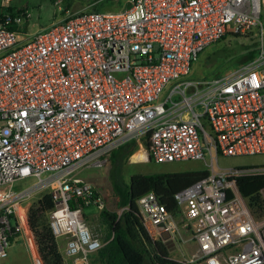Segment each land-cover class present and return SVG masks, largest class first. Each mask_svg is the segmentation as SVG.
I'll return each mask as SVG.
<instances>
[{
    "label": "built area",
    "instance_id": "2783aa9c",
    "mask_svg": "<svg viewBox=\"0 0 264 264\" xmlns=\"http://www.w3.org/2000/svg\"><path fill=\"white\" fill-rule=\"evenodd\" d=\"M10 1L0 3V259L22 232L33 236L27 202L48 192L63 264H91L105 241L78 203L102 209L104 199L74 173L145 140V158L202 159L209 170L173 194L177 214L153 191L138 198L149 236L193 241L185 263L264 264V213L251 212L236 183L263 172L217 164L219 155L264 153V0H127L118 10L67 12L33 31L29 8ZM249 31L260 40L253 59L185 78L207 46ZM27 177L30 186L13 188ZM259 194L264 204V187Z\"/></svg>",
    "mask_w": 264,
    "mask_h": 264
},
{
    "label": "trees",
    "instance_id": "16d2710c",
    "mask_svg": "<svg viewBox=\"0 0 264 264\" xmlns=\"http://www.w3.org/2000/svg\"><path fill=\"white\" fill-rule=\"evenodd\" d=\"M257 52L256 46H251L242 53L237 54L235 58L232 57L233 59L228 60L232 61L233 64L245 63L253 59ZM219 56L226 57L228 55L221 52ZM226 67L227 65L223 60L218 61L211 76L222 75L223 69ZM209 78L211 77L209 76ZM145 146L148 149V141H145ZM137 147V142L131 140L114 149L108 158L110 161L117 158L121 162L137 150ZM208 174L209 170L206 168L162 174L135 173L130 175L127 184L115 185L114 204L116 208H124L120 214L113 210L108 211L106 208L101 210L103 222L108 230L104 236L105 243L90 255L91 264H192L172 258L167 243L160 239H152L149 236L142 224L137 200L143 194L153 191L168 210L177 214L178 208L173 194L177 190L205 178ZM236 183L251 212L256 217L261 216L264 213V204L259 190L264 187V172L238 175ZM77 202L79 201H70V206H75ZM78 204H81L84 208L86 207L81 202ZM52 207L51 194L45 192L35 201H32L27 208V220L38 252L28 232L30 237L29 244L32 248L33 256L39 264H63L57 241L48 225L47 211ZM24 211L25 207L19 209L22 218ZM111 234H113L112 238L109 239Z\"/></svg>",
    "mask_w": 264,
    "mask_h": 264
},
{
    "label": "rangeland",
    "instance_id": "374dc122",
    "mask_svg": "<svg viewBox=\"0 0 264 264\" xmlns=\"http://www.w3.org/2000/svg\"><path fill=\"white\" fill-rule=\"evenodd\" d=\"M126 1L127 0H62L59 3H55L54 0H11L9 4L13 8L25 5L29 8L31 16L25 26L28 30L33 31L46 26L51 21L59 18L61 14L62 16L65 15L66 12L73 13L82 10H118L127 4ZM259 42L260 40L254 31L225 36L223 39L207 46L199 54L197 60H195L191 67L189 75L185 78L197 80L209 78V76L212 77L211 74L216 68V63L222 60L227 65V67L223 69V73L229 72L242 63L233 64V62L228 59H231L232 57L235 58L237 54L242 53L251 46L257 47ZM221 52H224L228 56H219ZM144 141L145 140L140 141L141 145L137 143V149H146ZM126 159L119 162L117 158L113 161H110L108 158L107 162L102 166L89 165L79 168L74 173L76 176L93 184L94 189L104 199L103 208H106L108 211L113 210L117 213L119 211L121 212L122 207L116 208L114 204V186L117 184H127L129 182L130 175L132 174H162L179 171L201 170L207 167L206 163L202 159H185L163 162H156L153 159L148 158L142 161L135 160L133 162H126ZM217 164L220 167H260L257 172H264V153L219 155ZM33 181L34 178L32 177L18 180L13 184V188L20 189L28 187L33 183ZM42 193L43 192H38L34 194V196L27 202V208L29 204L32 201H35ZM102 209H98L95 206L90 205L84 208V212L86 213L85 221L87 226L92 232L99 234L100 238L104 240V236L108 228L103 222V218L101 216ZM32 239L36 246L35 239ZM29 241V235L27 240L24 232H22L16 239H13L7 249V255L0 259V264H39L37 259L33 256ZM56 241L58 247L62 249V239H58ZM167 244L169 246L170 256L178 260H182L183 256H189L190 252L195 249V243L191 240L187 243H182L180 240L167 241Z\"/></svg>",
    "mask_w": 264,
    "mask_h": 264
},
{
    "label": "crops",
    "instance_id": "0c3cea01",
    "mask_svg": "<svg viewBox=\"0 0 264 264\" xmlns=\"http://www.w3.org/2000/svg\"><path fill=\"white\" fill-rule=\"evenodd\" d=\"M55 1V0H54ZM0 3H1V0H0ZM68 11V10H67ZM67 13V12H66ZM65 13V14H66ZM65 15H63L62 16V14H61V16L59 17V18H62V17H64ZM59 18H57V19H59ZM144 143H145V141H144ZM142 155H141V157H138V158H135V159H131L130 158V156L131 155H129L128 157H127V159H126V162H133V161H135V160H137V161H142V160H146V154H145V151H144V149L142 148ZM85 216H86V213H85ZM28 232L27 231H25V238H27V240H28ZM32 238H34L33 236H31Z\"/></svg>",
    "mask_w": 264,
    "mask_h": 264
},
{
    "label": "bare ground",
    "instance_id": "6f19581e",
    "mask_svg": "<svg viewBox=\"0 0 264 264\" xmlns=\"http://www.w3.org/2000/svg\"><path fill=\"white\" fill-rule=\"evenodd\" d=\"M142 151H143V150H142L141 148L135 150V151L131 154L130 158L141 157V155H142ZM19 209H20V208H19ZM27 235H28V234H27Z\"/></svg>",
    "mask_w": 264,
    "mask_h": 264
},
{
    "label": "water",
    "instance_id": "95a60500",
    "mask_svg": "<svg viewBox=\"0 0 264 264\" xmlns=\"http://www.w3.org/2000/svg\"><path fill=\"white\" fill-rule=\"evenodd\" d=\"M132 149V148H131Z\"/></svg>",
    "mask_w": 264,
    "mask_h": 264
}]
</instances>
